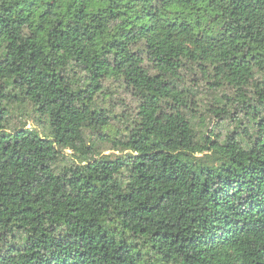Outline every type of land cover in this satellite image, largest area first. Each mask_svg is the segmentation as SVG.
I'll list each match as a JSON object with an SVG mask.
<instances>
[{
	"label": "trees",
	"instance_id": "trees-1",
	"mask_svg": "<svg viewBox=\"0 0 264 264\" xmlns=\"http://www.w3.org/2000/svg\"><path fill=\"white\" fill-rule=\"evenodd\" d=\"M0 264H264V0H0Z\"/></svg>",
	"mask_w": 264,
	"mask_h": 264
},
{
	"label": "rangeland",
	"instance_id": "rangeland-1",
	"mask_svg": "<svg viewBox=\"0 0 264 264\" xmlns=\"http://www.w3.org/2000/svg\"><path fill=\"white\" fill-rule=\"evenodd\" d=\"M189 79V78H188ZM194 83V81L192 82ZM205 85V84H204ZM202 85V87H198V98L201 100V111L205 112L206 110V105L208 104L209 101H212L213 98L215 97L214 94H212V92H210L207 89V86ZM220 95L222 96L223 93L221 92ZM120 98H122L123 100H125L128 104H135V98L132 95V93L129 90L126 89H121V93H120ZM24 115V114H23ZM14 116H15V120L13 121L14 126L20 125V123L18 122L19 120H21L20 122H27L28 123V127L31 126H35L38 127L36 122L34 121V118L31 117H27V115L22 116L20 112H14ZM194 121L199 124V121L195 118ZM217 121L215 119H208V121L206 122V125H209V130H212V126L216 123ZM115 124L117 125V123L115 122ZM98 151L102 152V154H111V153H119L117 150H115L112 145L110 144H100V147L97 149Z\"/></svg>",
	"mask_w": 264,
	"mask_h": 264
}]
</instances>
